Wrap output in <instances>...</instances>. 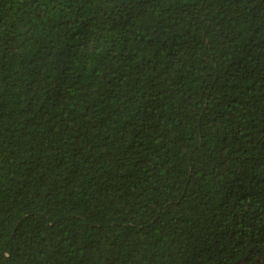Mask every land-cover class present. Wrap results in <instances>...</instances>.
Instances as JSON below:
<instances>
[{
    "label": "trees",
    "instance_id": "1",
    "mask_svg": "<svg viewBox=\"0 0 264 264\" xmlns=\"http://www.w3.org/2000/svg\"><path fill=\"white\" fill-rule=\"evenodd\" d=\"M0 264H264V0H0Z\"/></svg>",
    "mask_w": 264,
    "mask_h": 264
}]
</instances>
